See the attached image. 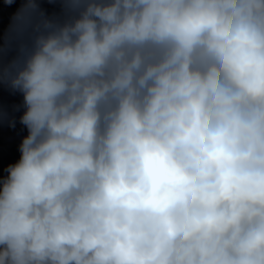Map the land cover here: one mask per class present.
<instances>
[{"label": "clouds", "instance_id": "obj_1", "mask_svg": "<svg viewBox=\"0 0 264 264\" xmlns=\"http://www.w3.org/2000/svg\"><path fill=\"white\" fill-rule=\"evenodd\" d=\"M70 2L10 74L0 264H264V0Z\"/></svg>", "mask_w": 264, "mask_h": 264}]
</instances>
